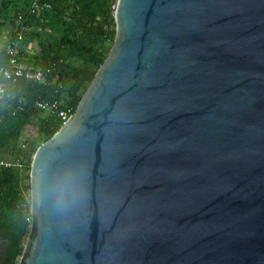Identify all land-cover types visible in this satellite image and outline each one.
Returning <instances> with one entry per match:
<instances>
[{
    "label": "water",
    "instance_id": "1",
    "mask_svg": "<svg viewBox=\"0 0 264 264\" xmlns=\"http://www.w3.org/2000/svg\"><path fill=\"white\" fill-rule=\"evenodd\" d=\"M112 12L111 55L34 154L23 263L264 264V0Z\"/></svg>",
    "mask_w": 264,
    "mask_h": 264
},
{
    "label": "trees",
    "instance_id": "2",
    "mask_svg": "<svg viewBox=\"0 0 264 264\" xmlns=\"http://www.w3.org/2000/svg\"><path fill=\"white\" fill-rule=\"evenodd\" d=\"M33 1L0 0V26L11 27L13 41L30 35L39 41L41 57L29 62L26 68L50 70L47 85L25 80L10 84L8 97L1 105L0 161L20 160L28 170L38 149L33 141L35 132L47 142L62 128L57 114L43 118L35 102L58 100L74 114L107 59L109 46L117 34L112 0H38L53 6L39 17L29 12ZM20 15L23 19L19 23ZM44 31L48 32L47 37L42 36ZM9 64L8 52L3 50L0 71ZM20 171L17 167L0 170L1 264H21L25 245L35 234L33 223L27 220L31 207L25 198L31 185L22 187Z\"/></svg>",
    "mask_w": 264,
    "mask_h": 264
},
{
    "label": "built area",
    "instance_id": "3",
    "mask_svg": "<svg viewBox=\"0 0 264 264\" xmlns=\"http://www.w3.org/2000/svg\"><path fill=\"white\" fill-rule=\"evenodd\" d=\"M53 9V6L49 3H41L38 0H35L31 3L29 7V12L31 15H37L38 17L46 11ZM23 19V16H19L18 22L20 23ZM23 32L28 30L21 28ZM24 37H20L18 41H13L7 47V52L10 58L9 66L2 68L0 73L2 75V80L0 81V110L1 105L8 97V86L10 84H16L21 80L27 82H34L47 85L48 84V75L50 70L43 71L40 69H27L22 61V52L17 46V42L22 40ZM21 102V101H20ZM35 107L42 112H50L51 114H57L58 118L61 120L62 127L69 121V119L74 115L71 114V109L62 107V104L58 100H48V99H39L35 102ZM21 109V108H20ZM3 122V118L0 115V124ZM2 167H17L20 169L24 168V165L20 160L15 163L9 161H0V170ZM27 220L33 223V216H29Z\"/></svg>",
    "mask_w": 264,
    "mask_h": 264
},
{
    "label": "crops",
    "instance_id": "4",
    "mask_svg": "<svg viewBox=\"0 0 264 264\" xmlns=\"http://www.w3.org/2000/svg\"><path fill=\"white\" fill-rule=\"evenodd\" d=\"M12 29L9 26H0V52L7 50L9 44H11ZM17 46L22 52V61L24 65L29 62L34 63L41 57V48L39 46V41L34 35L23 38L17 42Z\"/></svg>",
    "mask_w": 264,
    "mask_h": 264
},
{
    "label": "rangeland",
    "instance_id": "5",
    "mask_svg": "<svg viewBox=\"0 0 264 264\" xmlns=\"http://www.w3.org/2000/svg\"><path fill=\"white\" fill-rule=\"evenodd\" d=\"M114 17V16H113ZM114 22H115V29H116V31H117V23H116V20H115V18H114ZM49 34H48V32H46V31H44V32H42V36L43 37H47ZM115 41H116V38H115ZM115 41H114V43H112L110 46H109V54H108V56H107V59H108V57L111 55V53H112V51H113V49H114V47H115ZM106 59V60H107ZM105 60V61H106ZM86 94V93H85ZM84 94V95H85ZM36 134H35V136H33V141H34V143H35V148L37 147V148H39L41 145H43V144H45L46 142L43 140V137L42 136H40L37 132H35ZM22 149L24 150V149H26V147L25 148H23L22 147ZM34 157V156H33ZM33 157H32V161H31V167H30V169L28 170V169H26V168H23V169H21L22 171H20V174H21V185H22V187L23 188H25L26 186H28V185H31V170H32V162H33ZM5 161H9V162H15L16 160L14 159H9V158H7V159H5ZM28 170V171H27ZM25 198H26V200H27V202H28V204H30V207H31V203H32V190H29V191H26L25 192ZM26 247H27V249H28V241H27V243H26V245H25V248H24V251H25V249H26ZM24 254V253H23ZM24 260H23V256L21 257V264H22V262H23Z\"/></svg>",
    "mask_w": 264,
    "mask_h": 264
},
{
    "label": "bare ground",
    "instance_id": "6",
    "mask_svg": "<svg viewBox=\"0 0 264 264\" xmlns=\"http://www.w3.org/2000/svg\"><path fill=\"white\" fill-rule=\"evenodd\" d=\"M118 12V8H117V6L115 7V13H117Z\"/></svg>",
    "mask_w": 264,
    "mask_h": 264
}]
</instances>
